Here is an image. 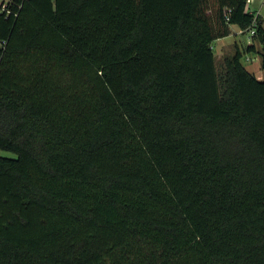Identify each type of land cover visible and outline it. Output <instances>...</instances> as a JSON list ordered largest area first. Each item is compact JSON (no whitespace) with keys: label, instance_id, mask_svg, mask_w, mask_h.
I'll return each instance as SVG.
<instances>
[{"label":"trees","instance_id":"1","mask_svg":"<svg viewBox=\"0 0 264 264\" xmlns=\"http://www.w3.org/2000/svg\"><path fill=\"white\" fill-rule=\"evenodd\" d=\"M255 21L220 69L213 41ZM244 52L264 70L248 0H3L0 264H264Z\"/></svg>","mask_w":264,"mask_h":264},{"label":"rangeland","instance_id":"2","mask_svg":"<svg viewBox=\"0 0 264 264\" xmlns=\"http://www.w3.org/2000/svg\"><path fill=\"white\" fill-rule=\"evenodd\" d=\"M2 1L3 0H0V3ZM250 5L251 10L255 11L256 9H254V3L252 1ZM260 9V15L264 17V3ZM253 41L254 39L252 38L250 31H242V29L237 24H231V33L229 35L213 41V46L216 52V61L219 68H222V62L225 56L233 55L234 53H236L237 46L244 50L247 45ZM255 43L260 47L258 40H255ZM248 56H250V58H247ZM241 60L251 71H253L257 75H261L260 78L264 77V70L262 69L261 65L260 53L244 52ZM0 155L17 156V153L15 151L0 147Z\"/></svg>","mask_w":264,"mask_h":264},{"label":"built area","instance_id":"3","mask_svg":"<svg viewBox=\"0 0 264 264\" xmlns=\"http://www.w3.org/2000/svg\"><path fill=\"white\" fill-rule=\"evenodd\" d=\"M252 0H248V5L251 3ZM263 3H264V0H263ZM6 5V3H5ZM261 14V9H256L255 10V17H257L258 15ZM251 35L253 36L254 34H256L257 32V26H256V21L253 23V25L251 26V28L249 29ZM247 58H250V56H248Z\"/></svg>","mask_w":264,"mask_h":264},{"label":"crops","instance_id":"4","mask_svg":"<svg viewBox=\"0 0 264 264\" xmlns=\"http://www.w3.org/2000/svg\"><path fill=\"white\" fill-rule=\"evenodd\" d=\"M252 2L254 3V9H259L263 5V0H252ZM259 44H260V47H259V45H257V44L256 45L258 48H261V43L259 42ZM261 61H262V57H261ZM259 77H261V75H259Z\"/></svg>","mask_w":264,"mask_h":264}]
</instances>
